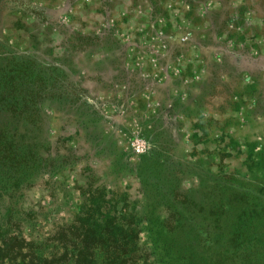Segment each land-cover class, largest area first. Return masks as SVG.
Returning a JSON list of instances; mask_svg holds the SVG:
<instances>
[{"label":"rangeland","instance_id":"374dc122","mask_svg":"<svg viewBox=\"0 0 264 264\" xmlns=\"http://www.w3.org/2000/svg\"><path fill=\"white\" fill-rule=\"evenodd\" d=\"M17 65L38 95L0 110L31 156L0 186V239L50 257L103 197L169 223L264 203V0H2L0 69Z\"/></svg>","mask_w":264,"mask_h":264},{"label":"trees","instance_id":"16d2710c","mask_svg":"<svg viewBox=\"0 0 264 264\" xmlns=\"http://www.w3.org/2000/svg\"><path fill=\"white\" fill-rule=\"evenodd\" d=\"M31 82L22 65L0 69V110L29 108L38 95ZM30 164L29 151L15 132L0 127L3 190L15 192ZM249 202H217L209 216L201 210L184 216L182 207L176 223H169L155 213V200L154 207L146 205L140 213L128 211L129 204L112 212L115 207L103 197L97 211L83 212L64 228L50 257L38 254L33 242L14 237L0 239V264H264V203ZM143 232L148 243L142 242Z\"/></svg>","mask_w":264,"mask_h":264},{"label":"built area","instance_id":"2783aa9c","mask_svg":"<svg viewBox=\"0 0 264 264\" xmlns=\"http://www.w3.org/2000/svg\"><path fill=\"white\" fill-rule=\"evenodd\" d=\"M142 147V150H139L138 148H141ZM136 152L137 154H143L145 152V146L144 144H139L136 148Z\"/></svg>","mask_w":264,"mask_h":264},{"label":"clouds","instance_id":"9594fccd","mask_svg":"<svg viewBox=\"0 0 264 264\" xmlns=\"http://www.w3.org/2000/svg\"><path fill=\"white\" fill-rule=\"evenodd\" d=\"M139 150H142V147L141 148H138Z\"/></svg>","mask_w":264,"mask_h":264}]
</instances>
